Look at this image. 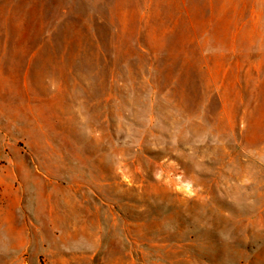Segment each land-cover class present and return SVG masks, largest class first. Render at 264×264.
<instances>
[{
  "label": "rangeland",
  "instance_id": "374dc122",
  "mask_svg": "<svg viewBox=\"0 0 264 264\" xmlns=\"http://www.w3.org/2000/svg\"><path fill=\"white\" fill-rule=\"evenodd\" d=\"M0 264H264V0L1 2Z\"/></svg>",
  "mask_w": 264,
  "mask_h": 264
},
{
  "label": "crops",
  "instance_id": "0c3cea01",
  "mask_svg": "<svg viewBox=\"0 0 264 264\" xmlns=\"http://www.w3.org/2000/svg\"><path fill=\"white\" fill-rule=\"evenodd\" d=\"M3 1H8L10 3V7L12 8V0H0V3L3 2ZM9 55H10V53H9Z\"/></svg>",
  "mask_w": 264,
  "mask_h": 264
}]
</instances>
